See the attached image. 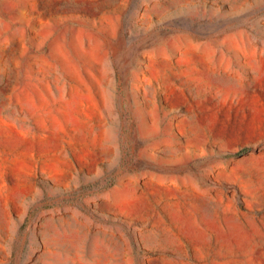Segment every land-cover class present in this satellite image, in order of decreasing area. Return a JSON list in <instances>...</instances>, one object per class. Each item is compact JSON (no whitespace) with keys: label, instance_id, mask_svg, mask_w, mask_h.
<instances>
[{"label":"rangeland","instance_id":"374dc122","mask_svg":"<svg viewBox=\"0 0 264 264\" xmlns=\"http://www.w3.org/2000/svg\"><path fill=\"white\" fill-rule=\"evenodd\" d=\"M0 264H264V0H0Z\"/></svg>","mask_w":264,"mask_h":264},{"label":"trees","instance_id":"16d2710c","mask_svg":"<svg viewBox=\"0 0 264 264\" xmlns=\"http://www.w3.org/2000/svg\"><path fill=\"white\" fill-rule=\"evenodd\" d=\"M243 152H244V150L242 149V150H240V151H238V152H236L234 154H231V155L232 156H238V155L242 154Z\"/></svg>","mask_w":264,"mask_h":264}]
</instances>
